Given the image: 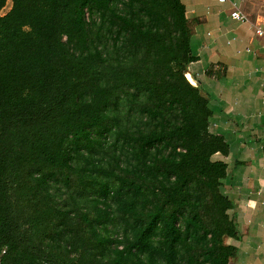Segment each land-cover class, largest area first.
Listing matches in <instances>:
<instances>
[{
    "label": "trees",
    "instance_id": "trees-1",
    "mask_svg": "<svg viewBox=\"0 0 264 264\" xmlns=\"http://www.w3.org/2000/svg\"><path fill=\"white\" fill-rule=\"evenodd\" d=\"M8 2L0 264H228L229 144L186 76L181 0Z\"/></svg>",
    "mask_w": 264,
    "mask_h": 264
},
{
    "label": "crops",
    "instance_id": "crops-1",
    "mask_svg": "<svg viewBox=\"0 0 264 264\" xmlns=\"http://www.w3.org/2000/svg\"><path fill=\"white\" fill-rule=\"evenodd\" d=\"M231 1L249 21L231 17ZM181 2L194 56L186 76L208 98L210 132L229 144L228 154L214 155L227 163L221 190L238 226L226 238L236 247L228 264H264V35L250 24L264 25V0Z\"/></svg>",
    "mask_w": 264,
    "mask_h": 264
},
{
    "label": "built area",
    "instance_id": "built-area-1",
    "mask_svg": "<svg viewBox=\"0 0 264 264\" xmlns=\"http://www.w3.org/2000/svg\"><path fill=\"white\" fill-rule=\"evenodd\" d=\"M220 1H226V0H220ZM231 17L236 19V20H241V21H249L248 15L243 12L238 4L237 1H231ZM251 27L253 28L255 34L257 35H264V25L262 24H258V23H254L251 22Z\"/></svg>",
    "mask_w": 264,
    "mask_h": 264
},
{
    "label": "rangeland",
    "instance_id": "rangeland-1",
    "mask_svg": "<svg viewBox=\"0 0 264 264\" xmlns=\"http://www.w3.org/2000/svg\"><path fill=\"white\" fill-rule=\"evenodd\" d=\"M10 5H11V2L9 1L7 3V5L5 6V8H3L2 13L7 12L9 10V8H10ZM101 44H103L102 46H104V47H110L111 41H106L103 38V40L101 41ZM134 122H136V118H135ZM56 198L60 201L61 204H64L66 202V200H67V195L66 194H63V195L60 194Z\"/></svg>",
    "mask_w": 264,
    "mask_h": 264
}]
</instances>
